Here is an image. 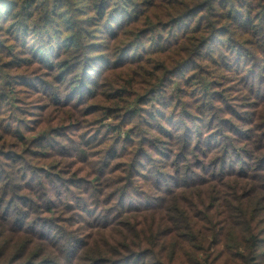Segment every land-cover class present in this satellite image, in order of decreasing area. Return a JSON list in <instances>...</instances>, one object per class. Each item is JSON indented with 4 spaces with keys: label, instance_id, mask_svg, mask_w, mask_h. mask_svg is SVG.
I'll list each match as a JSON object with an SVG mask.
<instances>
[{
    "label": "trees",
    "instance_id": "trees-1",
    "mask_svg": "<svg viewBox=\"0 0 264 264\" xmlns=\"http://www.w3.org/2000/svg\"><path fill=\"white\" fill-rule=\"evenodd\" d=\"M262 4L264 0L0 4L1 31L16 44L39 35L47 42H36L31 53L45 63L56 84L70 83L75 71L88 74V55L97 48L112 55L148 43L147 56L137 62L144 60L151 69L153 85L134 97L141 101L140 109L149 100L175 115L169 122L163 120L165 114L150 112L142 118L138 109L130 111L129 123L141 119L144 131L127 134L121 143L111 137L99 142L110 145L98 153V162L86 141L81 148L73 146L71 154H60L62 146L49 136L29 141L20 122L25 110L11 98L6 82L0 86V264H264ZM155 29L163 34H153ZM102 33L106 43L93 42ZM183 68L189 73L182 79L176 74ZM237 84L247 94L241 96L243 104L232 94ZM125 89L122 82L121 93L131 95ZM35 93L51 107L68 102H62L67 96H60L59 89L50 95ZM85 99L73 108L79 109ZM247 107L250 113H244ZM179 109L186 127L180 121L172 126ZM151 119L159 123L157 128ZM229 132L234 142L221 149L220 138ZM176 133L180 152L169 147ZM148 148L172 163L149 168L154 157ZM188 149L204 159L212 156L210 166L196 162L181 171L176 163L187 159L183 153ZM54 156L72 160L61 161L60 168L47 165ZM76 163L82 166L66 169ZM18 205L32 210L20 211ZM67 214L73 220L63 217Z\"/></svg>",
    "mask_w": 264,
    "mask_h": 264
},
{
    "label": "rangeland",
    "instance_id": "rangeland-1",
    "mask_svg": "<svg viewBox=\"0 0 264 264\" xmlns=\"http://www.w3.org/2000/svg\"><path fill=\"white\" fill-rule=\"evenodd\" d=\"M6 1L0 0V4H5ZM116 18L117 20L121 19V17ZM2 29L3 27L0 26V63H3V69H0V75H2L0 86L6 82L5 85H9L13 90L10 95L11 98L15 99V102H19L17 104H19L20 109L25 110V115H21L20 122L23 126H26L24 132H28L27 138L29 141L33 142L38 137L49 136V140L58 141L59 146H62V149L59 150L60 154H71L73 146L81 148L84 146L81 145L82 142L86 141L88 150L92 154H96V160L100 162L101 155L98 153L105 152L104 148H107L110 142L106 141L105 147L99 142L111 137L120 140L121 143V139L127 134L135 136V132L144 131V127L140 123H135L137 117L133 119L132 123H129L133 118L130 111L138 109L139 114L141 112L147 114L154 112L157 115L165 114L163 120L169 122L175 116L171 113V109H160L157 105H150L149 100L146 101V105L142 107L143 109H140L141 101L134 97L136 92L143 94L144 91L150 90L153 85V79L150 75L152 73L151 69L144 67V60L137 62L140 58L147 56V51H144V49H150L151 46L148 43H146L147 47H144L143 44L137 48L129 45L112 55L97 48L98 51L88 55L91 57L92 62L89 64L88 74L85 73L87 76L83 75V72L81 74L80 70L75 71L70 77V83L61 82L56 84V78L48 77L51 71L44 68L45 63L38 60L31 53L36 42L41 43L42 46L47 44L44 38L43 41L40 35L28 38L26 42L31 44L28 47L29 50L25 47L26 42L23 45L16 44L13 37L7 35L5 31H1ZM153 34L162 35L163 33L155 29ZM105 39L106 35L102 33L94 37L93 42L105 44ZM188 73L189 70L183 68L176 76L183 79ZM56 74H60L59 71ZM121 80L126 86L127 94L131 95L121 93ZM242 88V85L237 84L233 87L235 91L232 93L237 102L241 104L246 102L243 101L241 96L247 97ZM56 89H59L60 96H67V99L63 98L62 102H68L51 107L48 102L44 101L43 95L35 93L40 90L50 92V95ZM4 92H9V90L5 88ZM77 92L82 97H86L79 109L73 108L77 100L82 98L78 96ZM179 110L180 113L176 115L177 117L174 119L172 126L177 127L180 121L186 127L189 123L183 120L182 112L184 110ZM251 110L247 107L244 113H250ZM4 114L7 115L6 111H4ZM151 120L153 121V119ZM158 125L159 123L153 121V128H157ZM11 127H14V125L11 124ZM160 127L163 130L167 128L164 122L160 123ZM195 130L200 131L197 127ZM172 131L174 130L167 129V132ZM186 131L188 132V130ZM146 132L155 131L148 129ZM58 134L64 136V139L57 137ZM49 160L47 165L60 168L61 161L71 162L72 159L54 156ZM116 162H121V159ZM81 166L80 163H76L72 166L69 165L66 169L73 172ZM63 217L73 220L70 214L63 215ZM74 219L77 220L78 218L74 217ZM54 261L59 262L57 257H53Z\"/></svg>",
    "mask_w": 264,
    "mask_h": 264
},
{
    "label": "clouds",
    "instance_id": "clouds-1",
    "mask_svg": "<svg viewBox=\"0 0 264 264\" xmlns=\"http://www.w3.org/2000/svg\"><path fill=\"white\" fill-rule=\"evenodd\" d=\"M262 6H264V4H262ZM155 38H156L155 36L152 37V39H155ZM148 42H150V41H148ZM213 55H218V53H213ZM65 84H67V81H65ZM167 94H168L167 91L163 92V95L165 97H167ZM149 108H151V106H149ZM140 117L146 118L147 117V113L141 112L140 113ZM135 123L139 124V118H137ZM235 123L239 124V121H235ZM137 130L139 131V129H137ZM175 137L176 138L174 140L169 142V147L174 146L175 147V151L176 152H180V151H182V141L180 139V133H176ZM220 139L222 140L221 149H223L224 145L234 142V138H233V136H232V134L230 132L227 133L226 136L221 137ZM221 149H218L217 152H215L213 155H218L219 151ZM147 151L154 157L152 163L148 165L149 168L153 167V165H155L157 168H159V167H162V166H164L166 164H171L172 163L171 160H164V159L158 157L156 155V153L151 148H148ZM183 154L185 156H187V159L183 160L182 163L179 162V161L176 163V167L180 168L181 171H183L184 169H190L193 166V164L196 163V162H201V167L210 166V162L213 159L212 156H209V157H207V159H204L203 157L200 156L199 152H196V151H194L192 149H188ZM173 159H175V152L173 153ZM145 171H147V169H145ZM168 171L171 172L172 168H168ZM106 194L107 193H105V195ZM129 194L130 195H136L137 193L130 192ZM9 195H11V193H9ZM85 198L89 199V200H96L97 199V197H95V196H86ZM17 207H19V210L23 211V212H28V211L32 210V209H29V208L24 207V206H19L18 205ZM34 207L35 206H33V208Z\"/></svg>",
    "mask_w": 264,
    "mask_h": 264
}]
</instances>
